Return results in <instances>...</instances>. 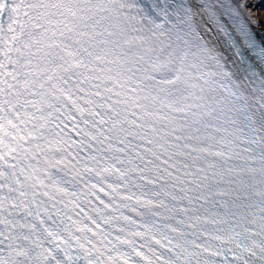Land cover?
<instances>
[{"label": "snow or ice", "instance_id": "1", "mask_svg": "<svg viewBox=\"0 0 264 264\" xmlns=\"http://www.w3.org/2000/svg\"><path fill=\"white\" fill-rule=\"evenodd\" d=\"M264 0H0V264H264Z\"/></svg>", "mask_w": 264, "mask_h": 264}, {"label": "rangeland", "instance_id": "2", "mask_svg": "<svg viewBox=\"0 0 264 264\" xmlns=\"http://www.w3.org/2000/svg\"><path fill=\"white\" fill-rule=\"evenodd\" d=\"M257 7L264 8V3H260ZM257 16L262 19V22H264V11L257 12Z\"/></svg>", "mask_w": 264, "mask_h": 264}, {"label": "bare ground", "instance_id": "3", "mask_svg": "<svg viewBox=\"0 0 264 264\" xmlns=\"http://www.w3.org/2000/svg\"><path fill=\"white\" fill-rule=\"evenodd\" d=\"M259 4H260V3H258L257 6H258ZM257 6H256V7H257ZM257 8H258V7H257ZM257 18L261 21L262 26H264V22H262V19H261L260 17H258V16H257Z\"/></svg>", "mask_w": 264, "mask_h": 264}]
</instances>
